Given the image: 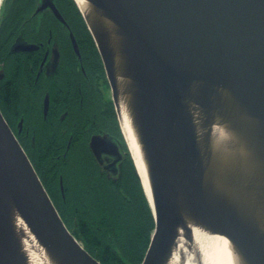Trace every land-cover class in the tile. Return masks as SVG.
<instances>
[{
    "label": "water",
    "instance_id": "95a60500",
    "mask_svg": "<svg viewBox=\"0 0 264 264\" xmlns=\"http://www.w3.org/2000/svg\"><path fill=\"white\" fill-rule=\"evenodd\" d=\"M83 1L118 125L124 102L145 166L150 198L132 160L154 220L141 264H169L180 234L199 264L192 227L223 237L243 264H264V0ZM106 146L90 139L96 160ZM16 220L53 264H101L0 111V264H31Z\"/></svg>",
    "mask_w": 264,
    "mask_h": 264
},
{
    "label": "flooded vegetation",
    "instance_id": "af4514ba",
    "mask_svg": "<svg viewBox=\"0 0 264 264\" xmlns=\"http://www.w3.org/2000/svg\"><path fill=\"white\" fill-rule=\"evenodd\" d=\"M88 34L72 16L70 0H3L0 111L30 163L37 162L43 174V161L50 155L64 158L83 139L99 174L117 184L131 157L118 122V130L114 124L109 84ZM6 92L16 100L11 115L1 97ZM40 129L49 136L45 147L39 145ZM93 136L113 145L98 160L89 149ZM44 176L48 185L53 183L49 174ZM58 185L63 196L61 177Z\"/></svg>",
    "mask_w": 264,
    "mask_h": 264
},
{
    "label": "trees",
    "instance_id": "16d2710c",
    "mask_svg": "<svg viewBox=\"0 0 264 264\" xmlns=\"http://www.w3.org/2000/svg\"><path fill=\"white\" fill-rule=\"evenodd\" d=\"M70 3L72 16L87 30L74 1ZM88 38L94 44L89 34ZM1 97L8 113L13 114L16 100L7 92L1 93ZM114 124L118 130L116 119ZM38 141L42 147L49 143L45 129H40ZM55 156L50 155L40 165L44 174L54 180L50 185L45 182L39 164L31 161L67 229L101 264H141L154 220L131 159L123 169L121 180L115 184L99 174L83 139H78L64 158L55 159ZM59 177L63 182V196L59 192Z\"/></svg>",
    "mask_w": 264,
    "mask_h": 264
},
{
    "label": "bare ground",
    "instance_id": "6f19581e",
    "mask_svg": "<svg viewBox=\"0 0 264 264\" xmlns=\"http://www.w3.org/2000/svg\"><path fill=\"white\" fill-rule=\"evenodd\" d=\"M2 1L3 0H0V5ZM74 1L82 14L86 15V13L89 11L86 3L83 0ZM106 27L109 30H112L111 26L107 23ZM114 48L117 49L116 41H114ZM116 59L118 61V56H116ZM128 113L129 109L127 105L124 102H121L120 114L118 117L119 125L122 131L121 133L131 154V158L134 161L137 171L141 177L145 194L148 198H150L142 153L131 123V119L129 116L130 113ZM216 132L219 139L226 137L224 135V131ZM243 154L245 155L246 153L243 152ZM246 158L244 160H241L240 162L235 163L233 167L238 168V166L236 165H240V167L247 168V165L245 163ZM16 228L18 229L23 248L31 264H53L46 253L37 245V243L34 241V239L31 237V235L19 220H16ZM191 230L192 239L199 254V264H243L242 260L232 251V249H230L228 242L223 237L210 235L200 229L193 227L191 228ZM180 236L181 238L177 240V246L173 251L172 258L169 264H197L196 257L191 251L187 250L186 243L184 242L181 234Z\"/></svg>",
    "mask_w": 264,
    "mask_h": 264
},
{
    "label": "rangeland",
    "instance_id": "374dc122",
    "mask_svg": "<svg viewBox=\"0 0 264 264\" xmlns=\"http://www.w3.org/2000/svg\"><path fill=\"white\" fill-rule=\"evenodd\" d=\"M2 3H3V1H2ZM2 3H1V5H2ZM1 5H0V9H1Z\"/></svg>",
    "mask_w": 264,
    "mask_h": 264
}]
</instances>
